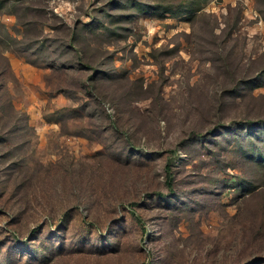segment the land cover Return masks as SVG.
I'll return each instance as SVG.
<instances>
[{"label": "rangeland", "instance_id": "1", "mask_svg": "<svg viewBox=\"0 0 264 264\" xmlns=\"http://www.w3.org/2000/svg\"><path fill=\"white\" fill-rule=\"evenodd\" d=\"M0 264H264V0H0Z\"/></svg>", "mask_w": 264, "mask_h": 264}]
</instances>
